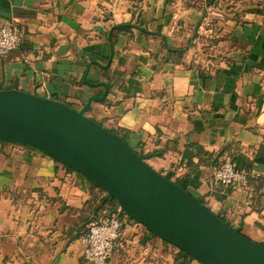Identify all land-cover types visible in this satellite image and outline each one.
I'll return each instance as SVG.
<instances>
[{
  "label": "crops",
  "instance_id": "crops-1",
  "mask_svg": "<svg viewBox=\"0 0 264 264\" xmlns=\"http://www.w3.org/2000/svg\"><path fill=\"white\" fill-rule=\"evenodd\" d=\"M207 14L213 37L198 33ZM7 24L22 36L0 56V88L81 109L107 83L85 114L264 243V0H0ZM226 154L261 173L249 189L213 180ZM105 196L47 153L0 140V264H81ZM123 218L109 264H206Z\"/></svg>",
  "mask_w": 264,
  "mask_h": 264
},
{
  "label": "water",
  "instance_id": "water-1",
  "mask_svg": "<svg viewBox=\"0 0 264 264\" xmlns=\"http://www.w3.org/2000/svg\"><path fill=\"white\" fill-rule=\"evenodd\" d=\"M81 109L17 88H0V140L39 149L106 190L153 234L206 264H264V245L231 226L153 168L118 133Z\"/></svg>",
  "mask_w": 264,
  "mask_h": 264
},
{
  "label": "built area",
  "instance_id": "built-area-1",
  "mask_svg": "<svg viewBox=\"0 0 264 264\" xmlns=\"http://www.w3.org/2000/svg\"><path fill=\"white\" fill-rule=\"evenodd\" d=\"M198 33L208 37H213L215 34L213 20L209 14L203 17L198 26ZM21 36V31L15 25L1 26L0 56H6L12 52L20 43ZM260 176L261 173L255 167L240 166L231 154L224 155L212 165L213 180L224 186L246 190L250 188L251 181ZM119 210H121L120 207ZM119 212L105 213L88 225L83 235L85 247L81 264H109L110 257L120 245L125 220L123 216L132 219L127 214L121 215Z\"/></svg>",
  "mask_w": 264,
  "mask_h": 264
},
{
  "label": "trees",
  "instance_id": "trees-1",
  "mask_svg": "<svg viewBox=\"0 0 264 264\" xmlns=\"http://www.w3.org/2000/svg\"><path fill=\"white\" fill-rule=\"evenodd\" d=\"M129 25H119V26H116V29H118V30H122V29H125L126 27H128ZM101 124V123H100ZM165 176L167 177V178H169V179H171L172 180V178H171V175L170 174H165ZM173 181H175V180H173ZM93 182V181H92ZM175 182H177V181H175ZM93 183H95V182H93ZM178 183V182H177ZM96 184V183H95ZM99 188H101L103 191H105L106 192V190L104 189V188H102L101 186H99L98 184H96ZM106 198H105V203H106V201H110V202H114L115 203V205L114 206H109V207H107L106 208V213L107 214H111V213H114V212H119L121 215H124V214H126L122 209L121 210H119V205H118V203L116 202V200L113 198V197H111L110 195H108V193L106 192V196H105ZM198 199V198H197ZM199 201H201L202 203H204L202 200H200V199H198ZM222 219H224L225 221H226V219L223 217V216H221L220 214H218ZM227 223H228V221H226ZM263 245H264V243H262ZM180 257H182L183 258V260L184 261H188V260H191V259H194L195 257L194 256H192L191 254H189V253H187V252H185V251H183V250H180ZM181 264H186V262H183V261H181Z\"/></svg>",
  "mask_w": 264,
  "mask_h": 264
},
{
  "label": "rangeland",
  "instance_id": "rangeland-1",
  "mask_svg": "<svg viewBox=\"0 0 264 264\" xmlns=\"http://www.w3.org/2000/svg\"><path fill=\"white\" fill-rule=\"evenodd\" d=\"M116 202H117V201H116ZM104 204H105V208L109 207L110 205H111V206H114V205H115L114 202H110V201H106V203H104Z\"/></svg>",
  "mask_w": 264,
  "mask_h": 264
}]
</instances>
